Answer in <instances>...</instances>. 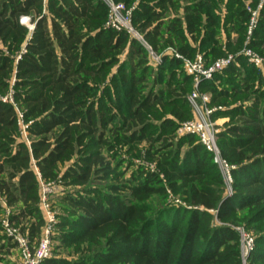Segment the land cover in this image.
Instances as JSON below:
<instances>
[{
  "label": "trees",
  "instance_id": "16d2710c",
  "mask_svg": "<svg viewBox=\"0 0 264 264\" xmlns=\"http://www.w3.org/2000/svg\"><path fill=\"white\" fill-rule=\"evenodd\" d=\"M117 1L138 3L132 24L163 54L158 66L143 41L106 26L103 0H0V194L10 222L37 243L41 181H61L82 187L61 197L56 224V247L76 255L42 264H244L239 227L255 239L247 263L264 264V76L242 52L264 54V6L249 35L260 0ZM168 47L207 65L234 55L198 86L211 94L210 118L226 119L217 142L232 166L229 194L213 152L178 133L195 116V84ZM122 149L144 151L155 168ZM169 190L184 204L153 208ZM3 231L0 264L17 245Z\"/></svg>",
  "mask_w": 264,
  "mask_h": 264
},
{
  "label": "built area",
  "instance_id": "2783aa9c",
  "mask_svg": "<svg viewBox=\"0 0 264 264\" xmlns=\"http://www.w3.org/2000/svg\"><path fill=\"white\" fill-rule=\"evenodd\" d=\"M46 1V0H45ZM108 8V19L106 26L116 28L118 30H127L129 33L138 37V31L134 28L132 24L133 10L135 5L128 7L124 2L117 0H103ZM264 6V0H260L257 8L249 7L251 12V20L249 23L248 34L251 35L254 28L257 26L260 11ZM30 18L27 16L22 17L23 23H28ZM33 25L31 26V28ZM249 37V36H248ZM143 40L144 38L141 37ZM250 38V37H249ZM144 43L149 49L151 63L154 66H158L163 59V54L157 53L153 50L145 40ZM166 52L172 56H176L183 60V65L186 72L193 76L195 88L189 96V99L194 107V118L190 121L185 122L181 125L178 130L180 135L193 133L197 134L200 141L207 147L208 150L213 152L214 160L217 162L221 169L225 179L230 186V193L232 190L233 176H232V166L222 157L220 149L217 142V133L219 128L215 121H213L210 116L216 108H211L208 106L210 101V93H202L198 90L200 82L204 79H212L215 73L222 71L226 66H228L233 60L234 55L230 54L227 57H222L217 59L211 65H207L204 56L198 53L195 58H189L178 52L173 47H168ZM243 54L248 58L249 62L255 65L264 76V56L260 54L257 50L245 46L242 50ZM23 134L27 138L26 125L22 122ZM54 182L41 181V210L46 220L43 228V232L40 240L37 243H32L27 235L22 233L19 227L11 223L9 217L3 220L4 232L14 241L20 248V260L19 264H42L45 259L52 256V236L55 231L57 218L55 213L51 209L49 195L54 192ZM4 204L6 201L2 198ZM241 233L242 240V256L244 264H246L247 259L254 247V236L245 231L243 227L238 228Z\"/></svg>",
  "mask_w": 264,
  "mask_h": 264
},
{
  "label": "rangeland",
  "instance_id": "374dc122",
  "mask_svg": "<svg viewBox=\"0 0 264 264\" xmlns=\"http://www.w3.org/2000/svg\"><path fill=\"white\" fill-rule=\"evenodd\" d=\"M137 4L138 3L136 2L134 5H137ZM27 24L30 27L32 26L30 21ZM141 37H143L142 34H140L138 32V37L137 38L144 42V40ZM164 50H162V52ZM263 56H264V54H263ZM222 120H223V118H219V119H217L215 121L216 124H217V127H218L219 124L222 125V123L224 122V121L222 122ZM25 138L26 137H24V139ZM125 150L126 149H122L120 156L126 158V160H130V158H132L133 162L135 163V165L137 167L138 166H145V167H149V168H152V169L155 168V164L156 163L149 162V161L145 160L144 151L139 152L138 154H134L133 152L127 153ZM125 166H127V163H125L123 165V167H125ZM135 169H136L135 167H132L130 170L133 171ZM131 171L128 174H130ZM222 172H223V170H222ZM226 184H227V193L229 194L230 193V186H229L227 180H226ZM54 187H55L54 192L51 193L48 197H49V200H50L51 209L55 213V216H56L57 222H58L59 221V215L64 212V209H63V206H62L63 201H62L61 197L65 193H68V192H71V191H76L77 189H81L82 187H76V186L65 187L63 184H61V181L55 182ZM2 198H4V197L0 194V204L3 206V209L0 210V223L3 225V220L5 218L9 217L10 214H11V208H9L7 206V204L3 203ZM159 200L160 199L158 198V196H154L153 200L151 201L153 208H158V206L161 205V204H166V205L167 204L168 205L169 204L170 205L171 204H177V205L184 204V202L179 197L174 196L171 193L170 190L168 191V193H167L166 197L164 198V200H162L163 202L161 200L160 201ZM3 233L6 235V237L9 238V236L4 231H3ZM56 234H57V231L55 229L54 234L52 236V240H53L52 241V252H53L52 256L57 255L58 257L63 256V257H67V258H74L75 255H76V252L72 251V248L65 249V248H57L56 247L57 244H58V242L56 241V238H55ZM1 254L4 257V260H3L2 264H19L20 248H19L18 245H15L14 247H11L8 251H3V253H1ZM246 264H248V263L246 262Z\"/></svg>",
  "mask_w": 264,
  "mask_h": 264
},
{
  "label": "crops",
  "instance_id": "0c3cea01",
  "mask_svg": "<svg viewBox=\"0 0 264 264\" xmlns=\"http://www.w3.org/2000/svg\"><path fill=\"white\" fill-rule=\"evenodd\" d=\"M225 120H226V119H223L222 122L225 121ZM219 125H220V124H219Z\"/></svg>",
  "mask_w": 264,
  "mask_h": 264
},
{
  "label": "water",
  "instance_id": "95a60500",
  "mask_svg": "<svg viewBox=\"0 0 264 264\" xmlns=\"http://www.w3.org/2000/svg\"><path fill=\"white\" fill-rule=\"evenodd\" d=\"M33 27H34V26H33ZM33 27H32V28H33Z\"/></svg>",
  "mask_w": 264,
  "mask_h": 264
}]
</instances>
